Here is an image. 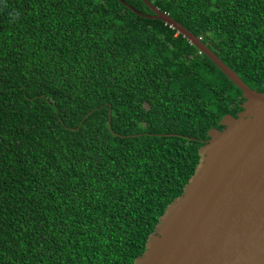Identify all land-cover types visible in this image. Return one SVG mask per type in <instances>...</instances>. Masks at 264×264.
<instances>
[{"label":"trees","instance_id":"16d2710c","mask_svg":"<svg viewBox=\"0 0 264 264\" xmlns=\"http://www.w3.org/2000/svg\"><path fill=\"white\" fill-rule=\"evenodd\" d=\"M147 1L264 90V0ZM243 100L120 0H0V264H133Z\"/></svg>","mask_w":264,"mask_h":264},{"label":"water","instance_id":"95a60500","mask_svg":"<svg viewBox=\"0 0 264 264\" xmlns=\"http://www.w3.org/2000/svg\"><path fill=\"white\" fill-rule=\"evenodd\" d=\"M181 34L242 93L241 110L211 128L193 175L159 218L133 264H264V90L246 85L200 37L149 1L152 15Z\"/></svg>","mask_w":264,"mask_h":264}]
</instances>
